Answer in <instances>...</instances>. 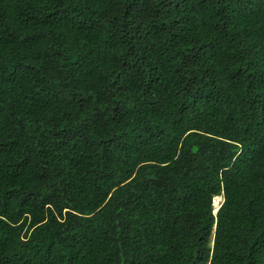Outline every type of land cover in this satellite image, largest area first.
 Wrapping results in <instances>:
<instances>
[{"label":"trees","instance_id":"obj_1","mask_svg":"<svg viewBox=\"0 0 264 264\" xmlns=\"http://www.w3.org/2000/svg\"><path fill=\"white\" fill-rule=\"evenodd\" d=\"M0 264H264V0H0Z\"/></svg>","mask_w":264,"mask_h":264},{"label":"built area","instance_id":"obj_2","mask_svg":"<svg viewBox=\"0 0 264 264\" xmlns=\"http://www.w3.org/2000/svg\"><path fill=\"white\" fill-rule=\"evenodd\" d=\"M223 201V196L217 195L213 198V211L215 212Z\"/></svg>","mask_w":264,"mask_h":264}]
</instances>
